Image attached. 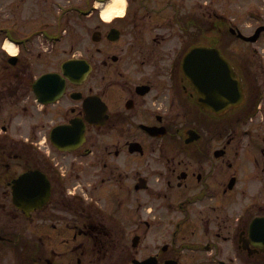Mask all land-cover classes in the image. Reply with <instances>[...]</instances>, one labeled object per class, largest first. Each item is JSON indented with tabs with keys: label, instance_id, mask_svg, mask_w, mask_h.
Returning <instances> with one entry per match:
<instances>
[{
	"label": "flooded vegetation",
	"instance_id": "flooded-vegetation-1",
	"mask_svg": "<svg viewBox=\"0 0 264 264\" xmlns=\"http://www.w3.org/2000/svg\"><path fill=\"white\" fill-rule=\"evenodd\" d=\"M69 2L86 50L1 55L0 264H264V30L237 43L207 0H126L110 20L111 0ZM196 45L234 67L238 105L210 107L212 73L195 89Z\"/></svg>",
	"mask_w": 264,
	"mask_h": 264
},
{
	"label": "rangeland",
	"instance_id": "rangeland-1",
	"mask_svg": "<svg viewBox=\"0 0 264 264\" xmlns=\"http://www.w3.org/2000/svg\"><path fill=\"white\" fill-rule=\"evenodd\" d=\"M207 1L211 5L209 12L214 8L220 17L227 18L228 25L234 20L233 22L245 33H250L258 24L259 16L262 15L264 18V6L253 11L245 10L247 4L244 2H253L254 0ZM256 1L264 5V0ZM63 4H70V2L69 0H0V28L3 25H10L19 29V32L24 36L40 29H47L56 35L61 33L62 37L51 41L42 34L33 36L29 48L35 50L36 53L45 50V52H49L50 56L63 57L64 51L70 50L72 47L76 51L86 50L90 45L88 43L90 34L85 26V21L78 20L75 10L69 11L67 15H61L65 8ZM228 25H223L222 30L228 28ZM81 35L86 36V40L80 42ZM5 40V34L0 32V67L2 53H8L3 47ZM237 42L239 43V40ZM83 45L84 47H82Z\"/></svg>",
	"mask_w": 264,
	"mask_h": 264
},
{
	"label": "water",
	"instance_id": "water-1",
	"mask_svg": "<svg viewBox=\"0 0 264 264\" xmlns=\"http://www.w3.org/2000/svg\"><path fill=\"white\" fill-rule=\"evenodd\" d=\"M212 50L213 49H209V48H206V47H195L189 53V55H188V61H190L189 63H192V68H193L192 70H190L189 75L191 76V78L193 79V81L195 82V84H197V76H198V65H197V62H195V61L197 60V58L200 56V54L203 51H212ZM215 52H217V51H215ZM77 61L78 60H73L71 62L76 63ZM222 72H224V71H222ZM231 85H232V91H233L234 90V84L232 83Z\"/></svg>",
	"mask_w": 264,
	"mask_h": 264
},
{
	"label": "clouds",
	"instance_id": "clouds-1",
	"mask_svg": "<svg viewBox=\"0 0 264 264\" xmlns=\"http://www.w3.org/2000/svg\"><path fill=\"white\" fill-rule=\"evenodd\" d=\"M100 6L99 4L97 5ZM126 5L124 3H110L107 5L103 12V17L106 20H110L114 15L123 14ZM14 50V49H13Z\"/></svg>",
	"mask_w": 264,
	"mask_h": 264
},
{
	"label": "bare ground",
	"instance_id": "bare-ground-1",
	"mask_svg": "<svg viewBox=\"0 0 264 264\" xmlns=\"http://www.w3.org/2000/svg\"><path fill=\"white\" fill-rule=\"evenodd\" d=\"M112 3H124V0H112ZM107 7V6H106ZM105 10V8H104ZM103 10V12H104ZM5 47L11 52V53H16L17 47L16 45L12 42L7 40L5 43ZM14 49V50H13Z\"/></svg>",
	"mask_w": 264,
	"mask_h": 264
}]
</instances>
